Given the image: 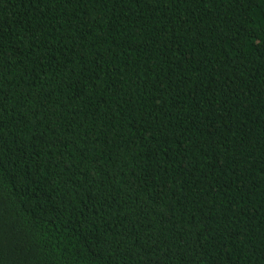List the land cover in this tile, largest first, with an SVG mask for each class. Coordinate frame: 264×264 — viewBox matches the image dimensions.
Listing matches in <instances>:
<instances>
[{
  "label": "trees",
  "instance_id": "trees-1",
  "mask_svg": "<svg viewBox=\"0 0 264 264\" xmlns=\"http://www.w3.org/2000/svg\"><path fill=\"white\" fill-rule=\"evenodd\" d=\"M0 264H264V0H0Z\"/></svg>",
  "mask_w": 264,
  "mask_h": 264
}]
</instances>
